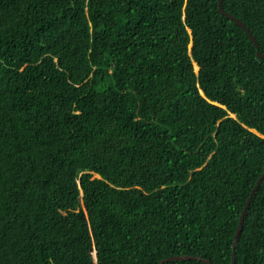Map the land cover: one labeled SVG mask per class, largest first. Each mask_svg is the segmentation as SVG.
Here are the masks:
<instances>
[{
    "label": "trees",
    "instance_id": "16d2710c",
    "mask_svg": "<svg viewBox=\"0 0 264 264\" xmlns=\"http://www.w3.org/2000/svg\"><path fill=\"white\" fill-rule=\"evenodd\" d=\"M221 8L264 54V0ZM263 171L264 57L217 0H0V264H230ZM233 252L264 264V177Z\"/></svg>",
    "mask_w": 264,
    "mask_h": 264
},
{
    "label": "water",
    "instance_id": "95a60500",
    "mask_svg": "<svg viewBox=\"0 0 264 264\" xmlns=\"http://www.w3.org/2000/svg\"><path fill=\"white\" fill-rule=\"evenodd\" d=\"M217 7H218V10H219V12L221 14H223L226 18L232 20L236 25H238L241 29H243V31L247 34L248 39L254 45V47L256 49L257 56L264 57V54H262V53H260L258 51V45H257V43L255 42L253 36L250 34V32L248 31V29L244 26V24L240 20H238L237 18H235L234 16L226 13L221 8V0H217ZM196 69H197V67H196ZM95 176L98 177L97 175H95ZM263 177H264V171L256 179L255 184L253 185V187L249 191V194H248V196H247V198H246V200H245V202H244V204L242 206V209H241V211L239 213L237 226H236V229L234 231L233 238H232V251H231V255H230V264H233L234 263V252H233V248L235 247V244H236V240H237V236H238L239 230L241 228V223H242V220H243V216L245 214V211H246V209H247V207L249 205V202L251 200V197H252V195H253L256 187L259 185V183H260V181L262 180ZM92 255H93V258H94V252L92 253ZM193 258H198L202 262H204L206 264H210V262L207 259H205V258L193 257L191 255H185V254L173 255V256H168V257L159 259L156 264H162L163 262L168 261V260L193 259Z\"/></svg>",
    "mask_w": 264,
    "mask_h": 264
}]
</instances>
